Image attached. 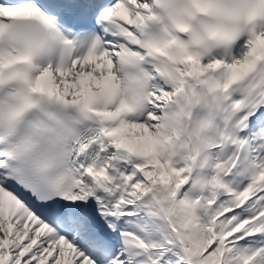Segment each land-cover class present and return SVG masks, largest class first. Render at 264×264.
Returning <instances> with one entry per match:
<instances>
[{"label":"snow or ice","instance_id":"snow-or-ice-1","mask_svg":"<svg viewBox=\"0 0 264 264\" xmlns=\"http://www.w3.org/2000/svg\"><path fill=\"white\" fill-rule=\"evenodd\" d=\"M0 264H264V0H0Z\"/></svg>","mask_w":264,"mask_h":264}]
</instances>
